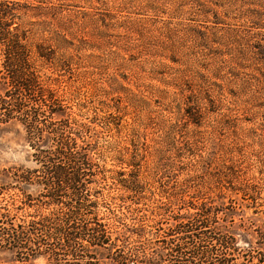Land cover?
Listing matches in <instances>:
<instances>
[{
  "label": "rangeland",
  "instance_id": "rangeland-1",
  "mask_svg": "<svg viewBox=\"0 0 264 264\" xmlns=\"http://www.w3.org/2000/svg\"><path fill=\"white\" fill-rule=\"evenodd\" d=\"M8 1L20 4L16 25L41 85L73 128L86 125L79 133L94 149L93 216L112 232L162 235L205 202L220 210L241 251L250 241L260 247L264 0ZM40 43L48 59L37 56ZM33 152L20 123L0 130V171L36 168ZM131 179L138 190L126 187ZM19 198L17 188L0 193L18 222L50 212ZM107 256L96 255L98 264H111ZM12 259L0 251L3 264Z\"/></svg>",
  "mask_w": 264,
  "mask_h": 264
},
{
  "label": "trees",
  "instance_id": "trees-1",
  "mask_svg": "<svg viewBox=\"0 0 264 264\" xmlns=\"http://www.w3.org/2000/svg\"><path fill=\"white\" fill-rule=\"evenodd\" d=\"M19 5L0 0V74L8 85L0 94V130L20 123L37 167L0 171V193L17 188L24 206L50 212L18 222L10 208L0 206V251L13 255L9 264H35L40 257L48 264H98L96 255L104 252L111 264H264V233L260 247L250 241V248L241 251L222 224L220 210L205 202L193 203L162 235L145 227L112 232L93 216L97 202L89 185L96 181L90 177L96 175L94 149L79 133L86 125L73 128L64 107L41 85L27 33L16 25ZM36 53L49 58L42 43ZM131 180L126 187L138 190ZM32 188L36 194L29 192ZM129 239L131 245L125 243ZM158 240L163 245L155 248Z\"/></svg>",
  "mask_w": 264,
  "mask_h": 264
}]
</instances>
